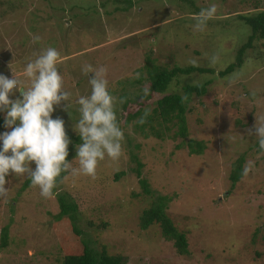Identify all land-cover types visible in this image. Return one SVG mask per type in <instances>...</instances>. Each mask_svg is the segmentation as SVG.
Masks as SVG:
<instances>
[{"label": "rangeland", "instance_id": "1", "mask_svg": "<svg viewBox=\"0 0 264 264\" xmlns=\"http://www.w3.org/2000/svg\"><path fill=\"white\" fill-rule=\"evenodd\" d=\"M211 4L217 5L216 16L195 31L196 17ZM263 10L264 0H0V74L12 78L14 71L30 86L27 62L42 49L56 48L71 107L64 110L68 102H62L53 118H62L76 138L75 101L90 95L89 76L94 75H84L82 67H104L124 132L119 160L106 157L95 179L66 173L51 198L42 197L31 181L22 189L26 176L6 177L10 191L0 197V236L6 226L8 234L0 264H62L64 256L81 251L84 240L97 251L121 255L125 264H264V151L248 134L264 117V41L254 40L243 64L218 76L250 35L240 17ZM37 35L40 40L33 42ZM212 56L218 58L215 66H209ZM147 64L214 73L180 75L164 94L149 93ZM139 77L144 81L137 83ZM205 82H210L206 94L187 103L185 138L178 136L175 123L158 117L148 123L156 101ZM10 99H22L21 93ZM124 99L129 100L125 108ZM0 117L5 119L6 112ZM6 131L11 129L0 126V135ZM191 140L203 145L202 154L189 153ZM71 141L67 159L74 161L77 144ZM240 159L243 176L233 185L229 176ZM73 166L79 167L78 160ZM142 179L153 196L144 194ZM60 194L77 206L80 236L67 217L55 219ZM156 195L170 200L166 214L186 236V255L176 252L157 224L140 228L141 213Z\"/></svg>", "mask_w": 264, "mask_h": 264}, {"label": "clouds", "instance_id": "2", "mask_svg": "<svg viewBox=\"0 0 264 264\" xmlns=\"http://www.w3.org/2000/svg\"><path fill=\"white\" fill-rule=\"evenodd\" d=\"M216 4L202 9L196 17L195 31H203L207 22L217 14ZM40 40L34 36L33 42ZM59 51L54 47L42 49L25 66V74L30 86L25 87L13 71V77L0 74V112H6L5 127L11 129L0 135V197L7 198L10 183L6 177H27L33 187H39L40 195L51 198L62 174L71 176L85 175L97 177V168L106 157L119 160L123 155L124 132L115 111L116 98L109 91L107 69L82 67L84 75L89 76L90 95H82L75 101L80 118L74 129L82 143L76 145L77 156L69 161V138L62 118H53L56 107L68 102L64 110L71 107V93L65 88L64 77L58 68ZM217 57L209 58V66H215ZM196 64V61H190ZM22 99H10L15 91ZM147 92V89H145ZM255 135L259 149L264 151V117L257 118L254 129L248 130ZM78 160L79 167L73 164ZM35 162V169L32 163ZM250 171L245 167L244 174ZM67 178L66 176L64 177Z\"/></svg>", "mask_w": 264, "mask_h": 264}, {"label": "trees", "instance_id": "3", "mask_svg": "<svg viewBox=\"0 0 264 264\" xmlns=\"http://www.w3.org/2000/svg\"><path fill=\"white\" fill-rule=\"evenodd\" d=\"M130 2V1H129ZM240 19L244 24L250 29V35L247 42L242 45L236 54L235 61L230 63L222 71L218 72L219 77H224L235 71L236 68L240 67L243 64V57L245 52L252 47L254 40H263L264 41V10L256 12L250 15L241 16ZM146 80L150 82L149 93H158L164 94L169 84L174 78H177L180 75H190L192 73H214L210 69H202L193 66L186 68L175 67L171 70H167L159 67H151L148 64L145 67ZM144 77H139L136 82L141 83L144 81ZM210 82H205L201 85H186L183 87V95L179 94H169L165 95L158 101H156V106L152 110L151 117L148 116V123L151 124L155 117L160 118L161 123L170 124L178 126V136L185 138L187 135L186 129V112L187 103L191 100L193 95L202 97L207 92V87ZM126 97V96H124ZM147 97V96H146ZM129 100L124 99L123 108L127 106ZM138 113L132 115L131 117H136ZM5 125V119L0 117V126ZM169 128L165 127V131ZM68 134V133H67ZM152 135L156 138H162L161 134L158 132H152ZM69 138L72 139L76 144L82 143L81 137L73 138L68 134ZM189 153L191 155H200L203 152V145L199 142L193 140L187 143ZM242 159L238 160L234 165L232 172L229 176L231 183L236 184L243 176L242 170ZM141 170V164L137 163L136 174L139 177ZM66 173L62 174L61 179L58 181L60 183ZM119 173L115 175V179H118ZM30 180H26L22 189L26 188ZM141 184L144 190V194L153 196L150 192L148 185L144 179L141 180ZM55 193V192H54ZM57 203L59 207V213L55 216L56 220H59L63 217H67L70 221L72 231L75 235L80 236L82 233L78 229V211L76 204L67 196V194L56 195ZM169 199L164 196H154L153 201L150 206L143 210L139 219V226L142 230L148 229L150 226L157 224L160 228L162 237L167 241H172L173 246L176 252L179 255H186L187 251V240L184 233L179 232L172 221L166 214L167 203ZM7 234L8 227H3L1 230L0 236V246L3 248L7 244ZM126 259L121 255H109L105 249L97 251L91 247L88 241H82V249L79 253L69 254L64 256L62 264H125Z\"/></svg>", "mask_w": 264, "mask_h": 264}]
</instances>
